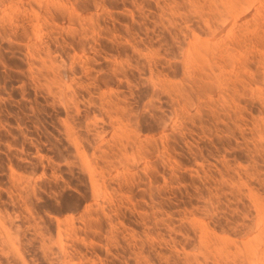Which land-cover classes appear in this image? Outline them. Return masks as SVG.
I'll return each instance as SVG.
<instances>
[{"label":"rangeland","instance_id":"1","mask_svg":"<svg viewBox=\"0 0 264 264\" xmlns=\"http://www.w3.org/2000/svg\"><path fill=\"white\" fill-rule=\"evenodd\" d=\"M0 264H264V0H0Z\"/></svg>","mask_w":264,"mask_h":264}]
</instances>
